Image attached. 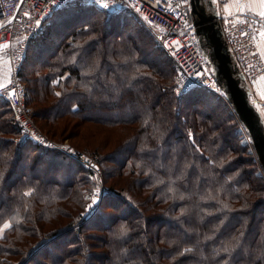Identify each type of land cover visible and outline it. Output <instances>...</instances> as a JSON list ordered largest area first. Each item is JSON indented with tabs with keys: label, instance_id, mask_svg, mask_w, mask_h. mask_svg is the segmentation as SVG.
<instances>
[{
	"label": "trees",
	"instance_id": "16d2710c",
	"mask_svg": "<svg viewBox=\"0 0 264 264\" xmlns=\"http://www.w3.org/2000/svg\"><path fill=\"white\" fill-rule=\"evenodd\" d=\"M57 13L20 71L56 146L24 137L0 94V264H264V177L229 105L179 92L177 64L131 12ZM84 129L106 137L89 146ZM68 135L91 165L61 149Z\"/></svg>",
	"mask_w": 264,
	"mask_h": 264
},
{
	"label": "built area",
	"instance_id": "2783aa9c",
	"mask_svg": "<svg viewBox=\"0 0 264 264\" xmlns=\"http://www.w3.org/2000/svg\"><path fill=\"white\" fill-rule=\"evenodd\" d=\"M75 3L95 5L112 13L131 12L142 25L153 31L157 42L177 64L178 91L185 93L200 88L219 95L238 120L242 143L254 150L247 129L219 87L200 48L190 18L188 0H0V59L11 65L10 81L0 87V94L14 108L24 137L49 147L56 146L30 116L27 107L29 91L20 77V71L30 41L39 35L57 10ZM220 18L230 49L253 91L264 77V55L259 36L262 20L245 6L244 0L239 1L234 11L220 15ZM61 149L85 166L91 165L88 155L66 144L61 145ZM255 160L258 163L257 173L264 177V170L257 156ZM95 208L94 205L91 212Z\"/></svg>",
	"mask_w": 264,
	"mask_h": 264
},
{
	"label": "water",
	"instance_id": "95a60500",
	"mask_svg": "<svg viewBox=\"0 0 264 264\" xmlns=\"http://www.w3.org/2000/svg\"><path fill=\"white\" fill-rule=\"evenodd\" d=\"M190 18L200 48L216 81L247 129L264 170V118L252 97V87L225 37L216 0H188ZM98 202V199H95Z\"/></svg>",
	"mask_w": 264,
	"mask_h": 264
},
{
	"label": "rangeland",
	"instance_id": "374dc122",
	"mask_svg": "<svg viewBox=\"0 0 264 264\" xmlns=\"http://www.w3.org/2000/svg\"><path fill=\"white\" fill-rule=\"evenodd\" d=\"M63 11H65V12H67V13H73V11L71 10V11H69V10H63ZM67 13H63V14H56L55 16H53V17H51L50 19H49V21L46 23V25H45V28H47L48 27V25L50 24V23H56V21H58L59 20V18H60V16H62V17H65V16H67L68 14ZM258 16V15H257ZM259 17V16H258ZM260 18V17H259ZM261 19V18H260ZM262 20V19H261ZM52 21V22H51ZM262 22H263V20H262ZM47 26V27H46ZM59 25H56V27H58ZM141 27H143L149 34H150V36H152V37H154V34H153V31L152 30H150L149 28H147V27H145L144 25H140ZM63 28H61V29H59V30H57L56 32H60L61 30H62ZM3 61V60H2ZM3 63H6V65H7V67H8V71H9V73H8V71H7V73L11 76V65H10V63L7 61V62H3ZM8 75V77H10ZM178 77H179V73H178ZM9 81H10V78H9ZM5 83L6 82H3V79H1L0 80V86L2 87V86H5ZM29 85H30V83H28ZM30 87V86H29ZM155 97H157V95H155ZM30 109V108H29ZM30 116H31V118L33 119V117H32V115H31V113H30ZM236 118V117H235ZM34 120V119H33ZM236 120H237V118H236ZM37 127H38V125H36ZM39 128V127H38ZM92 128L94 129V127L92 126ZM40 129V128H39ZM41 130V129H40ZM42 131V130H41ZM44 131V130H43ZM42 131V132H43ZM47 137H49L46 133H45V131L43 132ZM106 136L104 135V134H96L95 132H93V131H91V130H89V129H84V132H83V135H82V138H83V140L85 141V140H87V142L89 143H91L89 146H96L97 144H99V143H101L102 142V140L105 138ZM50 138V137H49ZM74 141V138L72 137V136H70V135H68V136H65V138H64V143L63 144H66V145H68L69 147H71L72 145H71V143ZM71 145V146H70ZM248 146V150L250 151V152H252V154H253V156H254V159H255V156H257L256 155V153H255V149L254 150H252V148H250V146L249 145H247ZM88 155V154H87ZM89 156V155H88ZM90 157V159H91V156H89ZM91 161H92V159H91ZM257 162V161H256ZM258 164V163H257ZM256 164V165H257ZM21 171V168H19V172ZM97 177H95L94 178V182L96 183V186H95V188H94V191L92 192V194H91V199H93V197L96 199L97 197H99V199L101 198V197H103V195H104V186H103V181H104V176H103V173L101 172V171H97ZM88 209H89V207H87ZM96 209V208H95ZM93 213L94 212H91V210L89 211V214L90 215H92L93 216ZM91 216V217H92ZM9 224H10V222H6L5 224H4V226H3V229H6L7 227H5V225H7V226H9ZM155 231H156V228L155 227H151L150 229H149V231L147 232H143L142 230H140L139 231V233H138V236H139V238H138V240L140 239V241H139V243L142 241V239H144V236H146V237H148V236H152V234L153 233H155ZM0 233H1V231H0ZM147 234H148V236H147ZM145 241V240H144ZM143 241V242H144ZM142 242V243H143ZM151 255H153V253H151ZM151 255H148L147 257H150Z\"/></svg>",
	"mask_w": 264,
	"mask_h": 264
},
{
	"label": "crops",
	"instance_id": "0c3cea01",
	"mask_svg": "<svg viewBox=\"0 0 264 264\" xmlns=\"http://www.w3.org/2000/svg\"><path fill=\"white\" fill-rule=\"evenodd\" d=\"M239 1L240 0H216L219 9V14L224 15L234 11ZM244 3L245 6L256 15H258V13L261 11L260 0H244ZM262 20L263 22H262V27L259 31V36H260V48L264 55V37H261L260 35L261 32H264V19ZM2 60L3 59H0V80L3 79V82H6L5 83L6 85L9 82L10 77H8L9 75L8 67L6 63H3L5 60L3 61ZM252 93H253L252 97L255 101V104L264 118V77L259 81L258 85L253 88Z\"/></svg>",
	"mask_w": 264,
	"mask_h": 264
},
{
	"label": "snow or ice",
	"instance_id": "6c2138e0",
	"mask_svg": "<svg viewBox=\"0 0 264 264\" xmlns=\"http://www.w3.org/2000/svg\"><path fill=\"white\" fill-rule=\"evenodd\" d=\"M108 5H104V7H107ZM260 6H261V11L258 13L259 17L264 19V0H260ZM261 37H264V32L260 33ZM95 203H97V201L94 200L93 205L89 206V210L94 207ZM5 227H8L7 225H5Z\"/></svg>",
	"mask_w": 264,
	"mask_h": 264
}]
</instances>
